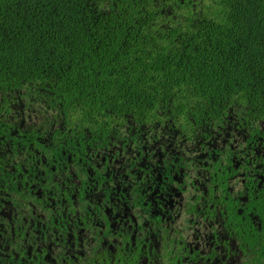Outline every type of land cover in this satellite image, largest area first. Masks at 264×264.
<instances>
[{"label":"flooded vegetation","instance_id":"flooded-vegetation-1","mask_svg":"<svg viewBox=\"0 0 264 264\" xmlns=\"http://www.w3.org/2000/svg\"><path fill=\"white\" fill-rule=\"evenodd\" d=\"M104 1L168 24L214 2ZM167 95L88 117L0 93V264H264L263 117Z\"/></svg>","mask_w":264,"mask_h":264},{"label":"trees","instance_id":"trees-1","mask_svg":"<svg viewBox=\"0 0 264 264\" xmlns=\"http://www.w3.org/2000/svg\"><path fill=\"white\" fill-rule=\"evenodd\" d=\"M164 15L129 2L0 0V93L57 98L89 117L185 91L236 99L264 120V0Z\"/></svg>","mask_w":264,"mask_h":264}]
</instances>
